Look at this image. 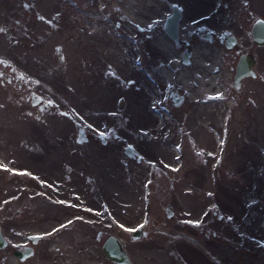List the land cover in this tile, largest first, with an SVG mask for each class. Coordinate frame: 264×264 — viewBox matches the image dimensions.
<instances>
[{"label":"rangeland","instance_id":"1","mask_svg":"<svg viewBox=\"0 0 264 264\" xmlns=\"http://www.w3.org/2000/svg\"><path fill=\"white\" fill-rule=\"evenodd\" d=\"M258 18L264 0H0V264H114L111 235L134 264H264Z\"/></svg>","mask_w":264,"mask_h":264},{"label":"water","instance_id":"2","mask_svg":"<svg viewBox=\"0 0 264 264\" xmlns=\"http://www.w3.org/2000/svg\"><path fill=\"white\" fill-rule=\"evenodd\" d=\"M183 17V11L177 5L173 7L172 14L168 17L165 23V32L169 35L173 40L179 42L180 40V20ZM253 40L259 46H264V19H258L252 28ZM234 42V41H233ZM233 43H229L231 46ZM255 63V59L250 56L243 54L240 58V61L237 64L236 74H235V83L236 86H240V82L243 78L249 76H256L255 71L253 70V65ZM36 102V101H35ZM128 155L135 156L132 151V147L128 146L126 150ZM140 236V232L134 235V237ZM8 242L1 230L0 227V249L5 248ZM103 251L110 261L114 264H134L131 260L127 250L124 247L123 242L115 235L109 236L105 243L103 244ZM32 248H27L25 251H16L15 255L21 259H25L26 257L32 255Z\"/></svg>","mask_w":264,"mask_h":264},{"label":"bare ground","instance_id":"3","mask_svg":"<svg viewBox=\"0 0 264 264\" xmlns=\"http://www.w3.org/2000/svg\"><path fill=\"white\" fill-rule=\"evenodd\" d=\"M129 1L131 4L135 2V0H127ZM131 7V6H130ZM135 13L132 14L131 12V17L132 15H134ZM134 20H137V18L135 16H133ZM179 32L180 34H184L186 32V29L182 26L181 29L179 28ZM186 35V34H185ZM232 41H235L236 38L232 35L231 38H230ZM243 55V54H242ZM241 58V57H240ZM240 58L238 60V62L240 61ZM123 59L125 60V58H122L121 61H123ZM182 77L184 78V74L182 73ZM220 142V139L218 140ZM16 170V169H15ZM74 247V246H73ZM65 249L67 251H71L72 250V253H74V249L75 248H72V246L68 245V246H65ZM77 251L80 252V258L82 259V262L81 264H87L88 261H87V258L84 259L86 257V255H84L82 249L80 250L78 247H77ZM57 249L56 248H52V249H49V253L46 254V256H43L40 261L37 262V264H71V261L72 260H69L67 258H61L59 253L56 252ZM90 259V258H89ZM76 264V263H75Z\"/></svg>","mask_w":264,"mask_h":264},{"label":"flooded vegetation","instance_id":"4","mask_svg":"<svg viewBox=\"0 0 264 264\" xmlns=\"http://www.w3.org/2000/svg\"><path fill=\"white\" fill-rule=\"evenodd\" d=\"M258 19H260V18H258ZM257 19V20H258ZM182 21V20H181ZM181 23H180V29H181ZM202 28L203 27H201L200 25L197 27V28H195L194 29V32H201V30H202ZM212 34V33H211ZM231 36H232V34L230 35V34H228V33H226L225 34V39H220L221 40V43L222 44H224L225 45V47L226 48H229L230 46H229V43L231 42V43H234V45L236 44V42L234 41H232L230 38H231ZM212 37V36H211ZM180 44H181V41L179 42ZM182 45H185V46H188L189 48H190V50L188 49V51H192L191 49H192V47H191V45L188 43V42H186V41H182ZM241 55L242 54H240V56H239V58L241 57ZM239 58H238V60H239ZM238 63V62H237ZM237 66V65H236ZM235 71H236V68H235ZM234 75H235V73H234ZM235 80V79H234ZM236 84V83H235ZM242 84H240V86H241ZM236 86V85H235ZM175 96V95H174ZM177 96V95H176ZM175 96V98L177 99V97ZM25 249H26V247H25ZM22 250H24V248L22 249Z\"/></svg>","mask_w":264,"mask_h":264}]
</instances>
